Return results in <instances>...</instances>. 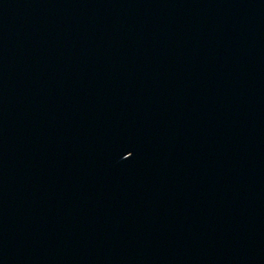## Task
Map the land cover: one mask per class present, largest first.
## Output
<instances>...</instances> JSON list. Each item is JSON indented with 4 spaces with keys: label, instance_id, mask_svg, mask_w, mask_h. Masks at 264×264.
Masks as SVG:
<instances>
[{
    "label": "water",
    "instance_id": "1",
    "mask_svg": "<svg viewBox=\"0 0 264 264\" xmlns=\"http://www.w3.org/2000/svg\"><path fill=\"white\" fill-rule=\"evenodd\" d=\"M0 264H264V0H97L0 47Z\"/></svg>",
    "mask_w": 264,
    "mask_h": 264
}]
</instances>
